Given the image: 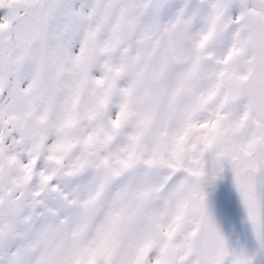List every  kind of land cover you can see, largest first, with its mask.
<instances>
[{
	"label": "snow or ice",
	"instance_id": "1",
	"mask_svg": "<svg viewBox=\"0 0 264 264\" xmlns=\"http://www.w3.org/2000/svg\"><path fill=\"white\" fill-rule=\"evenodd\" d=\"M0 264H264V0H0Z\"/></svg>",
	"mask_w": 264,
	"mask_h": 264
}]
</instances>
